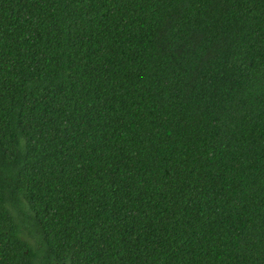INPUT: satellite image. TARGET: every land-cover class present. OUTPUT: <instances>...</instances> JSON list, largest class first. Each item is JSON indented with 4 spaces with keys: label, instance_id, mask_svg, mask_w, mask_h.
Instances as JSON below:
<instances>
[{
    "label": "trees",
    "instance_id": "1",
    "mask_svg": "<svg viewBox=\"0 0 264 264\" xmlns=\"http://www.w3.org/2000/svg\"><path fill=\"white\" fill-rule=\"evenodd\" d=\"M0 264H264V0H0Z\"/></svg>",
    "mask_w": 264,
    "mask_h": 264
}]
</instances>
